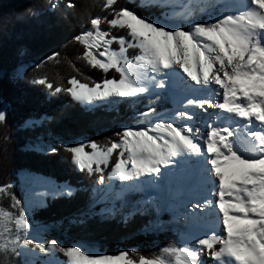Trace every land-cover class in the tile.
I'll return each mask as SVG.
<instances>
[{
	"label": "snow or ice",
	"instance_id": "snow-or-ice-1",
	"mask_svg": "<svg viewBox=\"0 0 264 264\" xmlns=\"http://www.w3.org/2000/svg\"><path fill=\"white\" fill-rule=\"evenodd\" d=\"M115 2L105 0L104 6L111 8ZM217 2L141 0L139 6L167 9L166 20L178 17L181 23L188 24V29L158 23L122 9L107 23L112 28L127 30L130 40L124 36L109 38L110 33L100 29L102 20L92 19L94 31L76 37L85 49L82 58L105 73L114 69L119 79H104L89 86L73 77L68 81L71 87H56L55 91L64 90L75 101L93 104L163 89L165 81L157 78L161 75L170 77L175 73L182 80L186 75L191 81L186 87L203 94L187 99L184 110L178 111L171 122L161 118L151 128H126L116 134L118 140H109L103 147L90 142L87 145L90 152L84 144L66 150L72 154L79 170L101 173V184L104 181L101 165L107 166L117 150L119 159L110 176L122 182L159 176L161 167L173 163L174 157L186 158L176 163H186L195 157L208 195L218 197V201L205 198L203 205L195 207L218 208L222 214L219 231L187 241L182 247H165L153 258L141 255L138 260L125 251L106 255L83 245L65 248L55 240L46 246L21 237V233L28 232L30 223L23 209L18 213L12 211L20 201L10 194L12 185L7 184L0 186V197L10 196L12 203L8 207L0 203V253L14 251L22 240L24 247L31 245L40 253L63 254L65 264H207L201 258L205 249L209 250L213 264H264V0H244L240 6L225 5L214 22L196 21L198 15L216 9ZM51 6L57 7L55 3ZM113 43H119L118 50L111 48ZM129 48L139 49L131 59L127 55ZM37 82L47 83L45 78ZM47 86L53 87L51 83ZM188 108L219 111L201 134L190 123H176L196 118L197 114L190 113ZM154 111L150 109L142 115L147 118ZM4 122L6 114L0 106V123ZM201 139L206 152L202 151ZM61 194L71 196L73 191L69 187Z\"/></svg>",
	"mask_w": 264,
	"mask_h": 264
},
{
	"label": "trees",
	"instance_id": "trees-1",
	"mask_svg": "<svg viewBox=\"0 0 264 264\" xmlns=\"http://www.w3.org/2000/svg\"><path fill=\"white\" fill-rule=\"evenodd\" d=\"M53 3L57 7L53 8ZM104 5L105 0H0V106L6 114V122L0 123V186L11 184V190H17V177L27 173L71 187L75 190L71 196L45 198L41 208L30 212V221L51 226L65 238L101 245L108 254L121 250L136 260L141 255L153 258L165 247H180L179 232L170 226L159 232L148 230L155 211L143 201L141 193H128L115 202L109 199L113 204H107V198L105 203L99 200L107 185V175L119 159L118 150L108 165L102 166L101 184V173L78 170L62 143L52 144L49 151L31 147L59 139H82L103 147L109 140H118L116 134L123 127L137 125L171 109V98L166 93L112 98L88 107L75 102L64 90L55 91L56 87H71L68 81L73 77L89 86L104 79H119L114 69L105 73L82 58L85 49L76 37L94 31L92 19L102 20L100 29L109 32L110 38L124 36L130 40L127 30L112 28L107 23L116 12L132 10L144 18L158 17L160 12L157 8L139 7L137 0H116L111 8ZM213 12L216 10H210L209 15ZM214 18L215 15H202L196 21L210 23ZM135 52L129 48L127 53L134 56ZM42 78L53 87L37 82ZM150 109L154 113L145 118L142 113ZM6 198L0 200L4 202ZM105 206L112 208L101 212ZM58 259L65 264L64 257ZM28 261L12 252L7 264Z\"/></svg>",
	"mask_w": 264,
	"mask_h": 264
},
{
	"label": "rangeland",
	"instance_id": "rangeland-1",
	"mask_svg": "<svg viewBox=\"0 0 264 264\" xmlns=\"http://www.w3.org/2000/svg\"><path fill=\"white\" fill-rule=\"evenodd\" d=\"M128 1L132 2L135 0H128ZM137 1H139V5H140L141 0H137ZM225 5L238 6V2H237V0H218V2H217L218 7H217V9H215L216 12H220V10H223ZM139 7H141V6H139ZM157 9L160 10L159 16L158 17H151V18H147V19L155 20L158 23H167V24H169V26H176V25L180 24V26L183 27L185 30L188 29V24L186 22L181 23V21L179 20L178 17H173L171 19L166 20L165 19V13H167V11H168L167 9H163V8H157ZM210 10H212V9H210ZM233 10H235V8H233ZM209 11L206 13L198 15V19L202 15H204V16L208 15V17L214 16V15H215V17L219 16V14H217V15L215 14L216 12L215 13L213 12L214 15H212V13H210V15H209ZM213 20H215V18ZM210 23H211V21H210ZM115 44H116V46H114L112 44L111 48L113 50H118L120 45H119V43H115ZM133 49H135V48H133ZM100 50L101 51L103 50V46L101 47ZM135 50H137V52H135V55H136L139 52V49H135ZM127 55L129 57V59H131L132 57L135 56V55L131 56L128 53H127ZM130 70L134 71V69H130ZM167 82H169V84H171L172 80L168 77ZM171 88H172L171 86H165V88H163V89H157L155 91H150L149 93L142 94V95L150 96L154 92L159 93V92H163L165 90L170 95V97L172 99L171 100V102H172L171 109H169V110H167L161 114H158L157 116L153 117L152 119H146L144 122L139 123L137 125H133V126H129V127H123L121 133L126 128H132V129H137V130L140 127L151 128V127H153V125L155 123L160 122L161 118L165 122H171L172 117L178 111H181V104L182 103L186 104L187 99H190L184 92H182V90L178 91L174 88H172V89ZM185 88H183V89H185ZM109 99H112V98H109ZM214 100H216V99H214ZM105 101H96L93 104H87L85 102H78V101H75V102H78V103L85 105V106H88V107H96V106L103 104ZM189 109H191L192 112H195L197 114L196 118L193 121H191L192 127L193 128H199L200 133L203 132L204 130L202 131V128L198 125L200 123V122L198 123V121L199 120H205L206 125H208L210 123L209 121H211L210 120L211 117L209 116V117L205 118L206 112L204 110H201V112H200V110L198 111L196 108H189ZM2 110H3V108H2ZM213 111H216V110H213ZM213 114L215 115V112H213ZM176 123L185 124V123H187V121L186 120H184V121L177 120ZM205 131H206V128H205ZM58 143H62L65 148L84 144L86 146L85 150L89 151V152L91 151V148L87 147V145H89V144L82 139H78V140H74V141H66V142L62 141L61 139H59V140H48L43 144H41V143L33 144L31 147L36 149V150L49 151L50 146L52 144H58ZM192 160H193V158H191V160H189L188 162L193 163ZM102 166H105V165H101V167ZM192 166H193L192 164L189 165V167H192ZM85 171H87V169H85ZM111 171L107 175V181H106L107 185L111 181L112 182L114 181L112 179V177L110 176ZM17 180L19 181V189H17V190H15V189L11 190L10 189L9 191H10V194L15 195L16 199L20 201V204L18 205L17 208L12 209V211L18 213L20 209H23L25 211V215H26V217L30 223V228H29L28 232L26 234L25 233L20 234L22 238H25V236H26V238L32 239L34 243L41 242V243H44L46 246L48 244H50L51 241H53V240L57 241L61 246L65 247V248L75 246V245H83L91 251L98 252L100 254H106V255H118L121 252V250H118L114 254H108L105 250V247H103L101 245L91 244V243H87L84 241L71 240V239L65 238L64 236L58 234L57 231L54 228H52L51 226H41V225L33 224L30 221V216H29L30 212L34 208H41L44 205V199L45 198L56 199L59 197L67 196V195H62L61 192L65 191L69 187L66 185H56V184H54L53 181H51L49 179L42 178V177L35 176V175H30L27 173L20 174L17 177ZM113 183H114L113 186H110V188L105 187V189H104V191H105L108 188V191H109V193H107L108 196L106 197L108 199L107 204H109V203L113 204L115 202V201L111 202L109 199H115V197H119L118 196L119 192L117 191L118 188L115 186L116 182L114 181ZM175 183H176V185H174L172 187V190L178 193V192H180V187H182L184 183L181 179H179V177H175ZM71 189L74 193L75 190L73 188H71ZM137 190H141L140 192L144 191L146 193V195L143 194L144 198H145V199H143V201H145V203L147 205H149L151 208H153L155 211V216L153 217L151 224L148 227V230L152 231V232H159L165 228H168L169 226L172 227L170 219H164V217L167 215L166 214L161 215V214H162V212H166V210H164V209L172 210V209H174V207H178V206L180 207L179 203L176 202L177 200L175 199L176 201L174 200V204H171L169 207H167L166 203L163 204V201L164 200L166 201V198L165 199L163 198L160 200V198H158V197L155 198L154 196L148 194L142 188L141 189L137 188ZM185 192L188 193L189 190L186 189ZM170 194H171V192H170ZM170 194H169V198H171ZM4 197H8L9 200H8V198H6L4 202L2 200H0V203H2L5 207H8L12 203V201L10 199V196H4ZM116 199H118V198H116ZM158 199L160 200V203H159ZM111 208L112 207L107 208V206H105V207H103L101 212L106 211V210L108 211ZM199 224H201V223H199ZM195 225H197V224H195ZM184 226H181L182 232H181V230H179L180 231L179 234L181 237V244H182V245H180V247L184 246L185 242L192 241L193 240L192 239L193 233L195 232V226L193 224H191V226H188V227L187 226L184 227ZM0 240H2V238H0ZM10 247H11V245H10ZM12 252H18L22 258L30 259V261H28V263H26V264H60L61 261L58 259V256L64 257V255L61 253H56L55 255L40 253L39 249H35L31 245L24 247L22 245V240H21L20 242H18L16 244L14 251H9L6 254L0 253V264H7L8 263V254L12 253ZM64 258L66 259V257H64Z\"/></svg>",
	"mask_w": 264,
	"mask_h": 264
},
{
	"label": "bare ground",
	"instance_id": "bare-ground-1",
	"mask_svg": "<svg viewBox=\"0 0 264 264\" xmlns=\"http://www.w3.org/2000/svg\"><path fill=\"white\" fill-rule=\"evenodd\" d=\"M237 2H238V6H240L243 5L244 0H237ZM178 25L180 26V24ZM168 77L169 76L161 75L157 78L163 79L165 81V86H171L172 88L178 91L182 90V92H184L190 99L201 96L203 94L202 92H197L194 91L193 89H189L188 87H186V83H191V81L187 80L186 75L182 80L180 75H176L175 73L171 74V76L169 77L172 80L171 84L167 82ZM182 87L183 88L186 87V88L183 89ZM157 89L160 88H155L152 89L151 91H155ZM213 99H217V98L214 97ZM218 99L219 102H222V97ZM184 105L186 104L185 103L181 104V110H184ZM205 108H207V106H205ZM197 110L198 111L200 110L201 112V109H197ZM187 111H189L190 113L192 112V110L189 108L187 109ZM218 111H219L218 109H207V111H205L206 112L205 118L209 116L211 117L210 119L211 121H209L210 122L209 124H211V122H213L216 119V115H214L213 112H215L216 114ZM187 123L191 124V122L189 121H187ZM198 123H199L198 125L202 128V131L204 130L203 132H201V134L205 133L206 132L205 128L207 130L206 127L207 125L205 120H199ZM234 126L240 127L239 124H235ZM201 147H202V151L206 152V145L203 143L202 139H201ZM192 158H193L192 160L193 163L188 162L191 159H188L186 163L184 162L176 163V161H183L186 158L183 157L172 158L174 162L170 163L167 167L162 166L161 175L155 177H140L136 181H127V182H122L119 179L112 177V179L116 182L115 186L118 188L117 189V191L119 192L118 196L120 195L122 196L128 190L132 191V190H137V188L140 189L142 188L148 194L154 196L155 198L158 197L160 198V200L166 198V201L164 200L163 204L166 203L167 207H169L171 204H174V200L176 199L177 201L176 200L175 201L179 203L180 207L189 204L188 206L196 210L195 214L189 216L191 220L184 221L183 224H180L181 226L185 225L184 227L191 226V224L195 226V232L193 233V238H192L193 240L199 238H205L206 234L211 235L213 231L218 232L219 221L222 219V214L219 213V209L215 207H207V206L195 207V205L197 204L203 205L205 198L214 199L218 201V197H211L208 195V187L204 183V180L202 178L200 166L195 163L196 158L195 157ZM191 164L193 166L189 167V165ZM175 177H179V179H181L184 183L183 186L180 187V192L178 193L172 190V187L176 185ZM186 189L189 190L188 193L185 192ZM169 194L171 198H169ZM106 196H108V194ZM191 212L192 210L188 209L186 214L189 215L191 214ZM184 213L185 210L182 207L180 208V210H176V216H180L178 217L179 221L180 218H182L181 215H183ZM192 246L199 247L198 245L195 244H193ZM216 247L218 248L219 245H217ZM208 251L209 250L205 249L204 254H202L201 258L205 260L207 264H213L211 257L208 255Z\"/></svg>",
	"mask_w": 264,
	"mask_h": 264
}]
</instances>
